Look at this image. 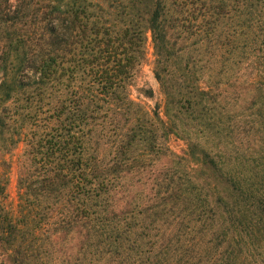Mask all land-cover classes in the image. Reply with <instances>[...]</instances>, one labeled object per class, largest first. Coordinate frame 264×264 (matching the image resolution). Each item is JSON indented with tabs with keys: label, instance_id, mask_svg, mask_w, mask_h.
Returning <instances> with one entry per match:
<instances>
[{
	"label": "trees",
	"instance_id": "16d2710c",
	"mask_svg": "<svg viewBox=\"0 0 264 264\" xmlns=\"http://www.w3.org/2000/svg\"><path fill=\"white\" fill-rule=\"evenodd\" d=\"M0 264H264V0H0Z\"/></svg>",
	"mask_w": 264,
	"mask_h": 264
},
{
	"label": "rangeland",
	"instance_id": "374dc122",
	"mask_svg": "<svg viewBox=\"0 0 264 264\" xmlns=\"http://www.w3.org/2000/svg\"><path fill=\"white\" fill-rule=\"evenodd\" d=\"M153 49L150 46L148 51V59L142 67L141 74L137 80L136 86L133 88L132 97L135 101L144 104L149 110L159 109L163 117V108H164V96L161 92L160 85L155 78L153 72ZM151 90L152 97H146L142 91ZM170 149L177 155L184 156V153L187 149L186 141L181 140L176 136H171L168 140ZM22 154V147L15 149L11 155L8 156V159L11 164V183L9 188L10 199L12 207L16 210L17 203V177H18V161ZM171 158H163L161 162L158 163L157 168L159 170L168 168L171 162Z\"/></svg>",
	"mask_w": 264,
	"mask_h": 264
}]
</instances>
